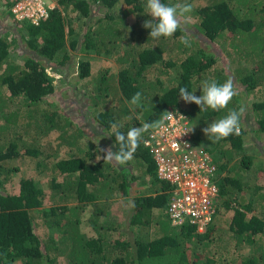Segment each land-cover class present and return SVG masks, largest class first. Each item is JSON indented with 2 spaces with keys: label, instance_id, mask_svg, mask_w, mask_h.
<instances>
[{
  "label": "trees",
  "instance_id": "obj_1",
  "mask_svg": "<svg viewBox=\"0 0 264 264\" xmlns=\"http://www.w3.org/2000/svg\"><path fill=\"white\" fill-rule=\"evenodd\" d=\"M176 1L162 0L165 4ZM2 3L9 7L7 1ZM144 3L55 0L36 24L15 19L17 36L0 34V264H235L228 259L226 247L238 248L245 242L252 249L240 258V264H264V158L256 162L247 153L242 125L239 135L219 142L202 132L229 111L239 112L238 94L220 111H200L188 103L194 139L211 145L207 149L216 165L215 209L203 230H197L196 223L173 225L167 217L171 185L157 176L156 163L143 145L148 132L133 158L117 166L103 161L104 152H98L104 147L90 138H83L84 146L80 128L70 127L60 106L42 104L55 89L48 67L60 70L58 66L71 57L68 48L112 55L118 65L116 73L104 68L95 84L83 91L92 120L100 126L99 134L109 139L113 152L117 151L113 125L126 135L132 127L159 119L169 105L180 104L181 87L194 92L203 81L232 79L245 91L264 88V0H203L189 13L198 34L208 41L221 39L226 65L234 68V76L210 72L216 68L214 54L196 43L198 34L184 25L172 37H149L150 30L142 26L150 19ZM93 5L104 7L103 14H93ZM78 19L82 23L76 28L73 22ZM128 39L132 42L119 51ZM185 39L187 45L181 42ZM20 41L36 57L25 55L23 62L10 59L9 53ZM77 66L79 78L90 76L89 60L79 58ZM172 66L178 71L176 81L164 86ZM151 68L157 69L155 74ZM137 92L141 106L133 111L127 102ZM15 99L21 105L8 109ZM253 103L256 132L264 135V98ZM53 131L57 134L49 139ZM21 155L33 157L36 171L49 174L48 192L31 176L19 178L16 191L6 189L12 172L18 170L6 161ZM130 196L134 205L123 226L113 222L106 213L109 202ZM46 197L55 203L34 212ZM220 208L231 211L227 229H219ZM38 226L46 229L42 235Z\"/></svg>",
  "mask_w": 264,
  "mask_h": 264
},
{
  "label": "rangeland",
  "instance_id": "obj_2",
  "mask_svg": "<svg viewBox=\"0 0 264 264\" xmlns=\"http://www.w3.org/2000/svg\"><path fill=\"white\" fill-rule=\"evenodd\" d=\"M55 1V0H54ZM3 0H0V34L7 35V37H14L17 36L16 31V25H15V19L12 15V13L9 11V9L2 3ZM176 3H188L191 5V7L197 3H203V0H178ZM92 13L96 15H101L105 11L104 7L97 8L96 5L91 6ZM74 14V13H73ZM133 18L131 17V20ZM19 21H25L28 22L26 19H21ZM193 18L188 14H186L185 21L183 25L185 26V29L192 33V34H198L197 30L192 25ZM82 21L81 19H78L77 21H74L73 24L75 27H79L81 25ZM195 41L196 43H199L201 47H203L207 52H212L214 54V57L216 58L214 66L216 68H210V72L212 74L216 72V70H219V73L221 74H228L230 76H234V68H228L227 64V58L224 55V49L221 47V39L218 38L215 41H208L205 39L204 36L201 34L196 35ZM129 42H132V40L128 39L125 42L121 43L119 45V51L123 50L124 46L128 45ZM224 44H227V41H224ZM68 50L71 53V57L66 63L60 64L58 67L60 70H52L51 67H48V72L53 77V82L55 84V89L50 94H48L45 97V101H43L42 104L50 106V107H56L60 106L62 113L67 116V119L72 123L70 124V127L73 126V128H80L79 132L81 134L80 138L81 141L84 142V146L86 145V140L83 138H90V140L96 144L98 147L107 149L109 145V139L105 138L104 135L99 134L100 132V126L95 125L92 120V109L91 107H88V101L89 98L87 95L83 93V91L88 90L91 88L96 80L95 77L104 68H107V72H117L118 65L112 55L105 54V53H95L92 50H88L86 52L78 51V50H72L68 48ZM25 55H33L35 56V53L32 52L25 44V42L20 41L19 43H15L13 46V50L9 53L8 57L10 59H13L16 62H23ZM36 57V56H35ZM38 57V56H37ZM79 58L87 59L90 62V71L91 74L89 77H86L85 79L79 78L77 75L78 66H77V60ZM45 63V61H43ZM49 64L48 62H46ZM222 67V68H221ZM157 71L156 68H151L150 73L155 74ZM170 75L167 76L164 80V86H169L172 83H175V76L178 74L177 68L171 67L170 68ZM234 87L237 91V94L239 96V112L241 114V125L243 126L245 132L243 134V144L246 148L247 153H250L256 162H258L259 159L264 158V135L261 133L256 132V125L254 120V114H253V101L261 100L264 98V88H255L253 91H245L244 87L239 82H234ZM201 87L196 85L194 87V91L199 90ZM131 110L135 111V105L130 104V101L127 102ZM180 106L187 109L189 112V104L184 102L182 99L179 102ZM21 105V101L19 102L18 99H15L13 102H11L8 106V109H14L15 107ZM242 110V111H241ZM134 112V114H136ZM137 115V114H136ZM2 119H0L1 121ZM194 125V124H193ZM99 131V132H98ZM101 133V132H100ZM57 134L56 131H53L50 133V138L55 136ZM4 136V135H3ZM2 137V136H1ZM67 139V137H65ZM1 140V139H0ZM55 143V141H54ZM206 148H210L211 145H209L207 142L202 143ZM62 147V146H61ZM66 148V147H65ZM20 151H22V147H19ZM64 150V148L62 147ZM60 150L61 153L64 151ZM209 151V150H208ZM24 153V152H23ZM61 153L57 152L56 155L59 156ZM98 153H101L98 152ZM99 157V156H98ZM101 157V155H100ZM213 158V157H212ZM8 165L15 164L18 166V170L12 172V180L6 182L5 187L9 191H16L19 186V178L23 176H31L38 182V184L46 191L48 192L50 189L47 186L48 184V178L49 174L46 171H36V162L33 157H30L28 155H21L16 158H13L12 160L9 159L6 161ZM255 165V164H254ZM257 166V165H256ZM254 167V166H252ZM256 172L259 171V167H255ZM257 173L255 174V176ZM249 176V174H247ZM255 177L253 176V179ZM126 197H116L114 199H111L109 202V210L106 212L107 216L111 217L113 222L120 221L125 222L127 216L130 213V206L128 198ZM113 202V203H112ZM55 202H52L51 199L46 197L42 203V205L38 208H35L36 213H39L42 209H47L50 207V205H53ZM89 213V212H87ZM106 213H102V217L106 215ZM231 214L230 210H226L224 208H220L219 210V221L218 226L219 229H224L227 227V221ZM249 216V213H248ZM38 220V218H36ZM197 230H203L200 229L201 227H198ZM125 231L128 230L127 227H124ZM227 229V228H226ZM37 231L40 235H42L43 231H46L45 227L38 226ZM55 232V231H54ZM226 252L228 259H231L230 261H235V264H240V258L248 254L252 249V244L250 242H245L238 248L234 247L233 245H229L226 247ZM63 264V263H62Z\"/></svg>",
  "mask_w": 264,
  "mask_h": 264
},
{
  "label": "built area",
  "instance_id": "obj_3",
  "mask_svg": "<svg viewBox=\"0 0 264 264\" xmlns=\"http://www.w3.org/2000/svg\"><path fill=\"white\" fill-rule=\"evenodd\" d=\"M5 1L14 19L35 24L55 5L54 0ZM165 112L174 113L175 120L167 122V130H150L143 141L156 163L157 176L171 185L165 213L173 225L190 222L204 229L215 209L216 165L208 149L195 141L187 109L173 104ZM191 127L192 131L182 134Z\"/></svg>",
  "mask_w": 264,
  "mask_h": 264
},
{
  "label": "clouds",
  "instance_id": "obj_4",
  "mask_svg": "<svg viewBox=\"0 0 264 264\" xmlns=\"http://www.w3.org/2000/svg\"><path fill=\"white\" fill-rule=\"evenodd\" d=\"M192 11V7L188 3L165 4L162 0H145L144 13L150 19L143 22V27L149 29V37L158 39L161 37H172L177 30L182 29L186 14ZM184 44L188 41L182 40ZM200 93L198 96L195 92H189L187 88H179V96L186 103H194L200 111L213 110L220 111L227 107L232 98L237 95L232 79H228L223 83L217 81H203ZM130 104L137 107L141 106V94L135 93L130 101ZM242 111V110H241ZM184 118L183 116H180ZM175 120V114L163 112L161 117L151 123L145 122L139 127H132L127 130L126 135L113 125V135L115 137V146L117 151L113 152L112 148L101 149L104 155L103 161L113 163L117 166L127 164L133 158L136 148L139 146L144 133L150 130L164 131L167 130V122ZM189 128L182 134L192 131ZM240 112L231 110L224 117L211 122L202 129L204 135L213 142H219L230 135L240 134ZM181 134V135H182ZM118 145V147H117ZM101 159L99 156L98 160Z\"/></svg>",
  "mask_w": 264,
  "mask_h": 264
},
{
  "label": "crops",
  "instance_id": "obj_5",
  "mask_svg": "<svg viewBox=\"0 0 264 264\" xmlns=\"http://www.w3.org/2000/svg\"><path fill=\"white\" fill-rule=\"evenodd\" d=\"M126 199V198H125ZM128 201H129V206H130V208L129 209H133V197L132 196H130L128 199H127ZM113 203V202H112ZM116 222H120L119 220L118 221H116ZM121 223V225L123 226V223L122 222H120Z\"/></svg>",
  "mask_w": 264,
  "mask_h": 264
}]
</instances>
